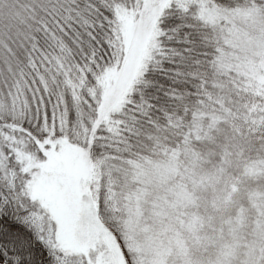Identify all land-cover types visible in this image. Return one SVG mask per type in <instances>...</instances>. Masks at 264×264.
I'll list each match as a JSON object with an SVG mask.
<instances>
[{"label": "snow or ice", "instance_id": "1", "mask_svg": "<svg viewBox=\"0 0 264 264\" xmlns=\"http://www.w3.org/2000/svg\"><path fill=\"white\" fill-rule=\"evenodd\" d=\"M204 105L264 125V0H0V264H138L114 154Z\"/></svg>", "mask_w": 264, "mask_h": 264}, {"label": "trees", "instance_id": "2", "mask_svg": "<svg viewBox=\"0 0 264 264\" xmlns=\"http://www.w3.org/2000/svg\"><path fill=\"white\" fill-rule=\"evenodd\" d=\"M195 122L198 127H192ZM172 151H178L174 161L179 165L183 163L184 170L192 173L190 178L196 179L195 182L187 180L186 194L196 188L202 177L215 176L216 191L202 194L200 211L214 217V223L219 224L235 215L236 209H247L249 225L243 238L246 241H250V237L253 239L251 230L258 212L252 201L264 194V170H259V163H264V125L258 120L252 122L243 113L229 115L219 107L204 105L182 115L157 116L142 124L114 154L112 219L118 229L128 235L134 255L135 247L150 244L149 236H155L157 231L169 234L153 224L152 217L160 216L159 224L171 226L174 223L176 227L175 219L183 220L179 212L173 210L174 199L170 193L176 189L172 180L161 182L156 174L149 185H142L139 180L148 171L145 163L170 159L167 154ZM181 187L179 185L177 190ZM180 198L179 192H175V200ZM213 199L221 204L230 199L231 203L214 212L209 204ZM149 209L154 215L148 212ZM260 212L264 213V209ZM258 253V264H264V250H258ZM253 262L252 256L251 264Z\"/></svg>", "mask_w": 264, "mask_h": 264}, {"label": "clouds", "instance_id": "3", "mask_svg": "<svg viewBox=\"0 0 264 264\" xmlns=\"http://www.w3.org/2000/svg\"><path fill=\"white\" fill-rule=\"evenodd\" d=\"M186 189H181L185 191ZM216 191V180L212 174L197 181L194 190H188L186 197L176 200V208L183 217L180 229L170 228L169 234H161L159 242L147 257L148 264H251L253 249L264 250V218L258 216L253 231L260 239L246 241L243 233L249 225L247 209H236L235 215L221 223H214V217L200 211L201 196ZM173 199L175 200V194ZM230 199L219 203L209 202L213 211L227 207ZM259 213L264 209V194L252 201Z\"/></svg>", "mask_w": 264, "mask_h": 264}, {"label": "rangeland", "instance_id": "4", "mask_svg": "<svg viewBox=\"0 0 264 264\" xmlns=\"http://www.w3.org/2000/svg\"><path fill=\"white\" fill-rule=\"evenodd\" d=\"M199 124L198 122H195L192 127H198ZM192 133L195 132V129H191ZM184 150V149H183ZM178 154V151H172L170 153L167 154V156H171V158H166L163 161H155V162H147L145 163V166L147 168V172L144 173L142 176L139 177V180L141 181L142 185L143 183L149 185L150 183H152L151 179L154 176V174H156V177L159 178L161 180V182H165L166 180H172L173 183V188L176 189V191L172 192L175 194V192H179L180 194V199L184 198L187 196L185 191H181V189H185V185H187V180L188 179H192L194 182L196 179L190 178V176L192 175V173H189L187 171H185V166L183 163H181L179 165V162L174 161V158H176ZM259 170L263 169L264 170V163L260 162L259 163ZM183 171V173H182ZM181 185L182 187L180 189L177 190V187ZM171 190V189H170ZM142 192H144V190L142 189ZM176 200H174L173 202V208H176ZM151 215H154V212L152 209H149V211ZM138 214V212H137ZM180 214V213H179ZM157 215V214H156ZM258 216L260 218H264V213L259 212ZM178 217V216H177ZM258 218V217H257ZM257 218L254 219V221H257ZM173 221V220H172ZM178 227H176V225L173 223V225L171 226H166V225H161L159 224L160 222V216L156 217V219H154L152 217V222L153 224L155 223V225H157L162 231H169L170 228H175V229H180V225L182 223L183 220H179L178 221L175 219ZM256 227V223H254V226L251 230L252 232V237L253 239L250 237V241H255V240H259L260 239V234L253 231V229ZM155 236H149L152 239V242L150 244H144V245H137L135 247V251H136V258L138 259V264H148V260L147 257L152 253L153 249L156 248L159 240L158 238L160 237V234H162L161 232H156ZM259 253H258V249H255L253 252V264H258V257Z\"/></svg>", "mask_w": 264, "mask_h": 264}]
</instances>
